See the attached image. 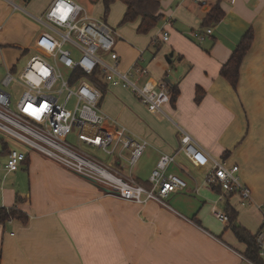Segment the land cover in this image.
Instances as JSON below:
<instances>
[{"label": "crops", "instance_id": "crops-1", "mask_svg": "<svg viewBox=\"0 0 264 264\" xmlns=\"http://www.w3.org/2000/svg\"><path fill=\"white\" fill-rule=\"evenodd\" d=\"M53 1L0 0V69L5 73L47 31L40 22L27 27V18H44ZM88 1L97 5L93 10L84 6L89 15L96 11L115 29L123 70H131L142 57L149 73L134 76L139 84L164 81L170 90H178L161 111L143 103L148 111L141 116L130 111L133 115L124 118L127 124L119 123L151 147V169L135 168V177L148 184L160 156L179 148L184 129L211 157L239 165L252 199L243 204L238 194L224 195L219 187L199 183L190 172L204 177V170L178 154L169 171L185 178L188 187L171 193L166 204L133 203L39 152L12 146L0 130V207L24 213L0 223V264H256L245 256L247 245L212 211L217 206L226 211L230 205L238 212V222L253 234L262 226L264 0H209L206 7L196 0H161L162 17L146 34L137 31L140 20L121 23L126 11L122 1L112 3L106 19L102 0ZM217 3L222 18L205 24ZM208 28L213 32L203 39L193 36ZM250 29L254 40L233 85L221 71ZM142 77L147 78L140 83ZM107 85L106 93L110 86L123 87ZM199 91L202 97L197 99ZM13 148L24 151L26 160L18 170L8 171ZM200 190L202 200L188 195ZM260 254L264 257V248Z\"/></svg>", "mask_w": 264, "mask_h": 264}, {"label": "built area", "instance_id": "built-area-1", "mask_svg": "<svg viewBox=\"0 0 264 264\" xmlns=\"http://www.w3.org/2000/svg\"><path fill=\"white\" fill-rule=\"evenodd\" d=\"M209 6V0H196ZM70 10V11H69ZM47 31L38 38L39 52L27 61L22 73L8 69L0 78V130L17 141L41 152L66 168L102 184L117 197L137 204L151 200L166 204L173 192L188 187L181 175L169 171L177 163L178 154L204 170V182L219 187L224 195L238 194L243 204L252 199L250 188L240 177V167L211 157L199 142L181 129L180 146L174 153H163L153 168L148 184L134 175V168L148 147V141L136 137L126 126L114 127L112 117L101 109L102 90L93 82L98 78L107 84L131 87L135 96L150 109L162 110L172 98L164 81L139 84L134 76L148 75L149 69L137 61L131 70L120 67L116 49V32L103 18L89 15L75 0H54L44 18H35ZM194 32L203 39L211 34ZM165 32L163 40H168ZM105 56H109V62ZM24 87L13 107L10 86ZM104 125V127H103ZM74 135L110 158L103 161L69 137ZM26 160L18 148L10 150L6 162L8 171H16ZM262 226L256 240L264 248V204H261ZM213 214L229 226L226 211L213 208Z\"/></svg>", "mask_w": 264, "mask_h": 264}, {"label": "trees", "instance_id": "trees-1", "mask_svg": "<svg viewBox=\"0 0 264 264\" xmlns=\"http://www.w3.org/2000/svg\"><path fill=\"white\" fill-rule=\"evenodd\" d=\"M116 0H102L104 5V18L109 15L112 3ZM126 5V11L121 20L122 24L140 20L137 31L146 34L154 28L162 17L161 0H120ZM223 16V10L217 3L211 8L205 19V24L219 21ZM254 40V31L250 29L243 36L230 60L222 68V75L225 76L233 85L236 84L239 77V69L244 55L247 53ZM93 82L102 90L103 95L106 93L108 85L98 78H93ZM173 90V88H171ZM171 90V91H172ZM178 90H173L172 97H176ZM202 97L198 92L197 99ZM226 212L230 217L229 228L233 230L237 238L247 245L245 256L256 264H264V257L260 254L262 249L257 243L256 235L241 225L238 220V212L226 206ZM24 213L15 207H0V223H4L11 218H22Z\"/></svg>", "mask_w": 264, "mask_h": 264}, {"label": "rangeland", "instance_id": "rangeland-1", "mask_svg": "<svg viewBox=\"0 0 264 264\" xmlns=\"http://www.w3.org/2000/svg\"><path fill=\"white\" fill-rule=\"evenodd\" d=\"M80 2L83 3V5H87V9H91L93 10L95 7H97V5L95 3L92 4V6L90 5L89 1L88 0H79ZM88 1V2H87ZM88 11V10H87ZM92 14V11L91 13ZM95 15L97 14L96 11L94 13ZM92 14V16L94 17H101L99 15H94ZM27 24L28 26L27 27H32L33 25H40V23L35 19V18H27ZM113 25V24H111ZM38 38H35L33 39L32 42H30V46L28 47L27 51H23L22 54H21V57L19 58L15 68H14V72L19 75L20 73H22L23 69L25 68L26 64H27V61L30 59V57L36 53L39 52V45H37L38 43ZM106 59L109 61V62H112V60L110 59L109 56H105ZM123 70V69H122ZM4 71L2 69H0V75H4ZM145 78L147 77H142V79L140 80V83H143L145 81ZM10 91L12 93V103H13V107L16 105V102L19 98V96L21 95L22 91L24 90V87L20 84H17V83H13L11 86H10ZM133 97V98H131ZM136 100V101H134ZM135 102H138L139 103V106H136L135 105ZM102 109H104L105 111H107L111 116H112V120L110 119L109 122L113 124L114 127L118 126L120 122L124 123V124H127L126 123V120L124 121V118L125 116H127V114H132L131 112H135L138 116H141L144 112L148 111L147 107L143 104V102L139 101L137 99V97H134L133 95V91L131 89V87H128V88H123L121 86L119 87H115L113 88L112 86L109 87V91L106 93L105 95V98H103L102 100ZM123 107H125L127 110H123ZM112 109V110H111ZM131 111V112H130ZM133 115V114H132ZM126 119V118H125ZM147 119V118H145ZM119 120V121H118ZM104 127V125H103ZM2 134H4L5 137H7L9 139V143L12 145V146H19L21 147L22 149H24V151L26 152H29L30 150L31 151H35V152H38L36 151L35 149L17 141L16 139H14L13 137L9 136L8 134H6L5 132H2ZM69 140L73 143V144H77L78 146H80L82 149L86 150L87 152L91 153L92 155H94L95 157L103 160V161H109L110 158H108L107 156H105L103 154V152L101 151H98L96 148L94 147H91V146H87L86 144H80L78 142V140L76 139V137L72 134L70 135L69 137ZM41 153V152H39ZM42 154V153H41ZM48 158V157H46ZM50 159V158H48ZM52 160V159H50ZM135 168H143L144 170L143 171H148V169H151V147H148L145 151V153L143 154V156L140 158L139 162L136 164ZM134 168V169H135ZM21 172V171H20ZM192 174V176H195L197 177V179L199 180V183L202 184L203 182V178L201 174L197 173V172H194V171H191L190 172ZM203 184H205L203 182ZM206 185V184H205ZM190 197H193V198H197L199 200H202L200 197L201 195H203L202 191L200 190V192L197 194V193H194V192H191V195L188 194ZM217 209H220V207H216ZM211 209V208H210ZM211 212V210H210ZM212 220L214 222H217L219 223L214 217H211ZM220 225H222L221 223H219ZM225 227V226H224ZM222 227V228H224Z\"/></svg>", "mask_w": 264, "mask_h": 264}, {"label": "water", "instance_id": "water-1", "mask_svg": "<svg viewBox=\"0 0 264 264\" xmlns=\"http://www.w3.org/2000/svg\"><path fill=\"white\" fill-rule=\"evenodd\" d=\"M172 55V54H171ZM171 55H170V57H171ZM169 62H171V59L169 60Z\"/></svg>", "mask_w": 264, "mask_h": 264}, {"label": "snow or ice", "instance_id": "snow-or-ice-1", "mask_svg": "<svg viewBox=\"0 0 264 264\" xmlns=\"http://www.w3.org/2000/svg\"><path fill=\"white\" fill-rule=\"evenodd\" d=\"M70 11V10H69Z\"/></svg>", "mask_w": 264, "mask_h": 264}]
</instances>
